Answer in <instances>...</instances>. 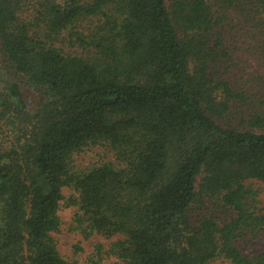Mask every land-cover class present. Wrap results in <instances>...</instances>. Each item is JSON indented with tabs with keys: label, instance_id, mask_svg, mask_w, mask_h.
Here are the masks:
<instances>
[{
	"label": "trees",
	"instance_id": "1",
	"mask_svg": "<svg viewBox=\"0 0 264 264\" xmlns=\"http://www.w3.org/2000/svg\"><path fill=\"white\" fill-rule=\"evenodd\" d=\"M233 13L264 62V0H0V264H82L62 201L117 264H264L236 246L264 233V87L226 76Z\"/></svg>",
	"mask_w": 264,
	"mask_h": 264
},
{
	"label": "rangeland",
	"instance_id": "2",
	"mask_svg": "<svg viewBox=\"0 0 264 264\" xmlns=\"http://www.w3.org/2000/svg\"><path fill=\"white\" fill-rule=\"evenodd\" d=\"M244 19L233 13L232 20L226 21V29L233 28L236 35L231 37L230 49L232 62H227L231 65L226 76L229 74H238L243 80L239 81L241 86H246L247 89L257 92L264 87L263 82L259 87L258 77H264V62L257 57V49H251L252 40L248 37V31L245 28ZM247 28H249L247 26ZM226 65V64H225ZM223 64V68L225 67ZM11 77L15 76L12 70H9ZM18 80V79H17ZM21 87L28 93L29 105L34 109L39 101L40 95L29 85L22 81ZM15 133H9L8 140L14 141ZM9 143V141L7 142ZM113 153L103 146L91 147L85 151L74 156L75 169L81 170L90 165H99L106 160H113ZM260 207L264 208V184L260 185ZM72 191L65 188L64 194L68 197ZM76 211L74 206H66L64 201L61 202L59 215L62 220L60 229L53 232L52 235L56 241L57 248L60 254L71 260H77L82 264H88L89 261L101 254L103 264H117L118 258L110 253L108 250L111 244L119 238V236L105 237L101 234L94 233L88 238H85L81 231L72 229L73 216ZM236 246L246 254H255L264 249V233H261L255 238L246 237L240 238L236 241ZM216 264H226L222 260Z\"/></svg>",
	"mask_w": 264,
	"mask_h": 264
}]
</instances>
